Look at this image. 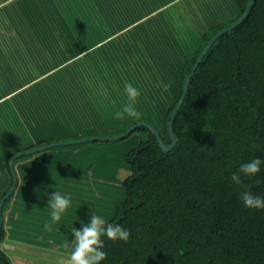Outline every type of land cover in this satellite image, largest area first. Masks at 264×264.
<instances>
[{
    "label": "trees",
    "instance_id": "16d2710c",
    "mask_svg": "<svg viewBox=\"0 0 264 264\" xmlns=\"http://www.w3.org/2000/svg\"><path fill=\"white\" fill-rule=\"evenodd\" d=\"M248 1L233 17L199 35L198 47L177 78V96L165 105L163 130L149 116L140 119L158 128L166 143L172 140L167 125L187 75L208 40L237 20ZM126 119L119 132L139 121ZM173 124L177 143L169 151L146 125L122 137L131 142L137 138L125 154L126 194L105 221L123 225L131 235L127 242L104 236L107 258L100 264H264V208L246 207L240 199L249 186L264 196V165L254 176L242 175L241 185L231 181L241 164L264 160V0H255L245 20L212 44ZM46 142L34 139L17 150ZM11 198H6L2 214ZM2 222L0 239L7 235L4 215ZM4 259L11 264L0 248V264Z\"/></svg>",
    "mask_w": 264,
    "mask_h": 264
},
{
    "label": "rangeland",
    "instance_id": "374dc122",
    "mask_svg": "<svg viewBox=\"0 0 264 264\" xmlns=\"http://www.w3.org/2000/svg\"><path fill=\"white\" fill-rule=\"evenodd\" d=\"M244 1L229 0V2H233L226 7L227 9L231 8L230 11L223 9L226 5H223L225 3L222 0H187V5L183 4L177 9H179V15L182 14L183 10L186 14H190L191 11L194 15L216 14L219 15L217 20L219 21L233 17ZM235 6L239 8L236 9ZM163 11L168 12L165 7ZM172 12H175V9ZM204 22H187L185 33L179 42H177L178 40L174 41V37H172L173 42L179 47V56L190 58L199 45V35L214 24L212 19ZM168 29L167 22H163L161 27L158 24L156 40L161 45H164L161 42L163 39H165L164 42H168ZM112 42L110 40L108 43ZM159 48L163 50L165 46ZM173 48H175V45L172 47L169 45L164 49V55H170L167 59L160 55L161 53H156L155 49L138 58H135L132 54L130 61L116 62V72L106 70L107 75L105 76H103L104 70L101 69V66H96L95 72L98 77L95 80L96 83L91 86H88L91 81L90 71H85L84 76V70H82V74L78 69L74 70L72 71L73 78L67 77V80H65L64 76L66 75L64 74L70 72V65L55 71L42 81L38 79L31 80L35 73H39L36 69H40L39 66L34 64V58L26 60L28 66L26 69L22 66V63L19 66L21 68L19 72L25 74L22 78L16 69H12L13 71L1 69L0 96H7L2 100L0 99V176L4 175L2 166L5 165L6 169L4 167V170L9 171L13 177L11 157L8 165L7 161H4L6 149H9L13 143L23 146L33 138L35 140H49V142L42 144L44 145L57 141L78 140L92 135L112 137L123 132L124 129L119 132L122 120L114 119L113 114L128 102L124 90L126 82L132 83L140 91V96L135 103L136 109L142 116L153 118L163 130V116L167 110L165 105L171 104L177 96L180 83L177 78L182 75V71H180L181 64L179 65L176 56L172 57ZM162 50L159 51L162 52ZM96 51H99V49L95 48L90 54L94 55ZM65 56L63 54L64 58ZM17 58L18 56L15 54L13 56V53L4 55L5 61L3 59V62L18 63L19 65L21 60L17 62ZM50 63L53 64L52 56L46 64L51 65ZM177 68L179 70H176ZM10 74L15 75L13 82ZM87 80L89 82L86 83ZM20 83L24 85L19 87ZM80 92L82 93L80 94ZM81 95H83V100H81ZM130 119L132 118H127L126 121H130ZM131 125L129 123L125 130ZM136 139L131 142L127 138H119L115 139L114 142L101 144L91 140L87 142L75 141L73 144H61L46 148V151L57 150L54 151L56 153L55 160L54 157L50 159L52 166L46 165L43 168V170H46L43 175L42 171H38L40 175H34L41 177V179L37 178L36 180L41 181L45 178V181L48 182V180L53 181L52 177H58L60 173L57 166H55V161L56 159H62L60 163H63L60 168L64 177L61 176V181L67 184L64 185V190H75L78 200L84 202L83 211L86 215L77 213V216L72 218L68 216V211L63 213L61 220L53 223L55 226L58 223L62 225L60 230L56 226L55 234L53 231L46 230L40 232V230H44L46 222H51V211L48 210L50 208L36 205L34 209L27 208L26 211L23 210L21 215L17 211L19 216L17 220L20 223L16 224L13 232L17 234V237L21 235V240L15 245H11L13 242L10 244L9 241L12 240L7 237L9 234L7 232V235L0 239V248L8 256L10 252L14 255L20 254L22 258L19 264L25 262L26 264H68L69 259L66 261L67 256L74 249L73 229L82 230L85 224H90L92 214L100 215L106 220L108 216L113 215L116 203L124 199L126 190L122 181L129 174L125 154L135 145ZM14 154L15 152L12 156ZM30 154H24L17 158L26 156L24 159L31 160L30 157L32 156ZM19 168L21 171L24 170L20 166ZM74 172H76L77 177H75ZM50 186L58 190L55 182H51ZM55 190H52V192ZM60 190L63 189L60 188ZM7 206L8 204H6V208H8ZM27 232H31V234ZM38 233L44 235V237L40 238L41 235H38ZM24 234L29 237V240L25 239ZM54 236L56 237L54 238ZM25 242H30L33 246Z\"/></svg>",
    "mask_w": 264,
    "mask_h": 264
},
{
    "label": "crops",
    "instance_id": "0c3cea01",
    "mask_svg": "<svg viewBox=\"0 0 264 264\" xmlns=\"http://www.w3.org/2000/svg\"><path fill=\"white\" fill-rule=\"evenodd\" d=\"M222 1L225 3L223 5H226L223 9H227V5L233 3L229 2V0ZM186 2L187 0H0V70L3 68L4 70L16 69L19 72L21 71L19 67L21 63L26 69L28 67L26 60L34 58V64L39 66L40 69H36L39 73H35L31 80L38 79L42 81V79L47 78L55 71L70 65V72H65L64 74L66 75L64 76L65 80H67V77L73 78L72 71L74 70L78 69L81 74L82 70H84V76L85 71H90L91 81L88 86H91L96 83L95 80L98 77L95 72L96 66H101V69L104 70L103 76H105L107 75L106 70L108 72H110L109 70L116 72V62L123 61L124 63L130 61L132 54L135 58H138L155 49L156 53H161L160 55L167 59L170 55H164V49L169 45L171 47L175 45V48H173L175 53L173 52L172 57L176 56L179 65L181 64V71L183 64L189 57L179 56V47L173 42L172 37H174V41L178 40L177 42H179L180 38H183L187 22L194 23L198 21L205 23V20L212 19L213 23H217L219 18V15L216 14L207 16L206 14H195V16L191 11L189 12L190 14H186L184 10L179 15V9L177 8L183 4L187 5ZM164 7L168 12L163 11ZM235 8L238 9L239 7L235 6ZM174 9L175 12H172ZM227 10L230 11L231 8ZM163 22H167L169 25L167 30L168 38L166 37L168 42H164L165 39H163L161 42L164 45H161L156 40V33L158 24L161 27ZM110 40L113 42L108 43ZM162 46H165L163 50L159 48ZM95 48L99 49V51L91 55L90 52L95 50ZM159 50H162V52ZM12 53L13 56L14 54L18 56L17 62L21 60L19 65L18 63L3 62L4 55ZM63 54L66 55L65 58ZM51 56L53 64H46ZM176 70L179 69L177 68ZM51 71L52 73H50ZM19 73L21 74V72ZM24 75L21 74V78ZM10 76L13 82L15 75L10 74ZM21 85L24 84L20 83L19 87ZM4 97L0 96V99L2 100ZM82 97L83 95H81V100H83ZM30 142L32 140H28V143ZM12 146L6 149L4 161L7 160L11 152L18 151L17 149L20 145L13 143ZM39 151L34 152L36 153L35 155L33 153L30 154L32 156L30 157L32 158L31 160L24 159L25 157L16 159L15 167L18 174V182L15 189L8 196H12V198L9 200L5 213H3L5 226L8 228L7 232H9L7 237L12 240L9 241L10 244L13 242L11 245H15L21 240V235L17 237V234L13 232L16 224L20 223L17 220L19 218L17 211L21 215L23 210L26 211L27 208L34 209L36 205L48 208V193L55 190L50 186L51 182H55L58 189L55 190L56 192H60L70 198L71 205L66 210L68 214L70 213L69 216L75 218L77 213L86 215L85 211H83L84 202L78 200L75 190H64V185L67 184L61 181L64 177L60 168L63 163H60L62 159H56L55 161V166H57L60 173L58 177L48 176L53 178V181L48 180V182L45 181V178L41 181L36 180L37 178L41 179V177L34 176L40 175L38 171H42L43 175V172H46L43 168L46 165L52 166L50 159L54 157L55 160L56 153L54 151L57 150L46 151V149H43ZM19 166L24 170L21 171ZM2 167L4 175L0 176V199L13 182V177L9 171L4 170L6 166ZM74 173L75 177H77L76 172ZM60 188L63 190H60ZM48 210L51 211V209ZM13 219H15L14 222H12ZM56 226L60 230L62 225L58 223ZM56 226L52 224V231L55 234ZM41 231H45V228ZM28 234H31V232ZM38 235L41 234L38 233ZM23 236H26L25 239L29 240L27 235L24 234ZM42 236L44 237V235H41L40 238ZM25 243L33 246L30 242ZM10 255L11 264H19L22 258L21 255H14L11 252ZM69 257L70 255L67 256L66 261ZM23 264H26V262Z\"/></svg>",
    "mask_w": 264,
    "mask_h": 264
},
{
    "label": "clouds",
    "instance_id": "9594fccd",
    "mask_svg": "<svg viewBox=\"0 0 264 264\" xmlns=\"http://www.w3.org/2000/svg\"><path fill=\"white\" fill-rule=\"evenodd\" d=\"M124 90L128 102L113 114V118L124 120L127 117L140 120L142 114L135 107L136 100L140 96L139 89L134 87L132 83L126 82ZM262 165H264V160L259 157L241 164L238 171L231 175V181L241 185L243 183L242 175L254 176L261 171ZM240 199L246 207L264 208V196L254 194L251 191V186L241 192ZM70 205V198L60 192L48 193L47 207L51 209V222L45 223L46 231H52V224L61 220L62 214L66 212ZM90 221V224H85L82 230L73 229L74 249L70 253L68 264H100L101 261L107 258V253L102 250L104 248L102 239L104 236L112 241L120 240L124 242H127L130 238V230L119 223H106L105 219L97 214H92Z\"/></svg>",
    "mask_w": 264,
    "mask_h": 264
},
{
    "label": "water",
    "instance_id": "95a60500",
    "mask_svg": "<svg viewBox=\"0 0 264 264\" xmlns=\"http://www.w3.org/2000/svg\"><path fill=\"white\" fill-rule=\"evenodd\" d=\"M255 0H249L247 3V6L244 10V12L242 13V15L235 21H233L231 24L223 27L222 29L218 30L207 42V44L205 45V47L203 48L201 54L199 55V57L197 58V61L195 62V64L193 65V68L191 69V71L189 72V74L187 75L184 83H183V88H182V93L176 103V106L170 116V119L168 121V130H169V134L172 138L171 142L168 144L164 141L162 134L160 132V130L158 128H156L153 124H151L149 121L147 120H139L135 123H133V125H131V127H129L127 130L121 132L118 135L112 136V137H102V136H96V135H92V136H87L78 140H72V141H57L54 143H48V144H44V145H39V146H35V147H31V148H27L24 149L23 151H16L15 154L13 156H11V169H12V175H13V182L11 187L7 190V192L3 195V197L0 199V234H1V228H2V208L4 205V202L6 200V198L12 193V191L15 189L17 182H18V174L17 171L15 169V160L17 159V157L24 155V154H30V153H34L36 151L39 150H43L46 148H50L52 146H57V145H61V144H73L76 142H82V141H89V140H111V139H118V138H122L125 137L127 134L131 133L137 126L139 125H146L148 126L153 133L155 134L157 141L159 143V145L162 147V149L164 151H169L171 150L177 143V137L175 135L174 132V119L176 117L177 112L179 111V109L181 108L186 93L188 91V87L189 84L191 82V78L196 70V68L198 67V65L200 64V62L202 61L203 57L206 55V53L208 52V50L210 49V47L212 46V44L215 42V40L222 35L223 33L232 30L233 28H235L236 26H238L240 23H242L245 18L248 16V14L250 13L252 6L254 4ZM4 264H8V260L4 259Z\"/></svg>",
    "mask_w": 264,
    "mask_h": 264
}]
</instances>
